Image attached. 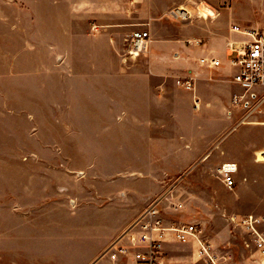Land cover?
<instances>
[{
    "label": "rangeland",
    "instance_id": "374dc122",
    "mask_svg": "<svg viewBox=\"0 0 264 264\" xmlns=\"http://www.w3.org/2000/svg\"><path fill=\"white\" fill-rule=\"evenodd\" d=\"M177 7L190 9L192 19L172 17ZM203 7L215 17L201 16ZM155 21L172 25L181 40L176 76L165 81L177 85L176 77L187 71L184 57L203 76L202 56L211 53L209 47L223 53L226 34L242 38L230 33L232 26L264 34V0H0V264H75L80 258L87 264L88 254L108 237L107 228L120 222L118 209L102 218L91 215L121 197L119 191L102 199L95 190L92 196L102 183L96 168L106 163L108 177L117 180L129 173L125 166L136 172L137 158L147 164L153 158L135 154L152 141V123H122L120 116L141 110L130 103L144 94L134 85L155 82L141 75L149 70L150 49L129 54L133 32ZM193 38L200 42L187 41ZM227 96L222 93L224 100ZM95 110L113 115V122L95 123ZM105 127L111 134L96 138L94 132L100 135ZM96 144L105 154H95ZM183 163L185 170L170 176L161 195L174 192L160 206L168 217L196 219L224 258L222 241L244 232L231 217L248 213L243 209L249 204L234 212L233 193L221 189L217 168L206 171L205 181L196 168L203 167L202 160ZM173 200L187 206L174 211ZM104 218L111 224L102 225ZM242 252L236 259L247 264ZM181 254L187 256L179 264L200 262Z\"/></svg>",
    "mask_w": 264,
    "mask_h": 264
},
{
    "label": "crops",
    "instance_id": "0c3cea01",
    "mask_svg": "<svg viewBox=\"0 0 264 264\" xmlns=\"http://www.w3.org/2000/svg\"><path fill=\"white\" fill-rule=\"evenodd\" d=\"M148 28L151 36L150 67L148 71L140 73L143 78H154L155 82H141L134 85L136 91H144V94L138 95L140 97L130 103L132 106L141 108V110L134 113L126 111V114L120 116V121L127 123L132 119V122L136 120L137 123H152V135L150 136L147 131L149 134L146 136H150L152 141L147 145V149L142 146V150L139 149L135 154L143 157L152 155L153 158L149 160V164L145 162L144 158L143 160L137 158L136 172L130 171L131 167L128 169V166H125L126 172L129 173L125 174L124 177L120 176L117 180L108 177L107 171L111 168L106 163L97 165L96 169L102 171V174L99 175L102 183L94 187L92 196H96L97 193L99 196H104L102 199H109L115 192L120 191L121 197L114 202L111 200L107 210H93L94 213L91 215L102 218V216L106 217L118 209L122 216L119 217V219L121 218L120 222L114 227L108 222V218L101 220L102 225L111 224L107 228L108 237L99 247L93 249L92 253L88 254L90 260L88 259L87 264H101L99 261L101 253L113 240L127 232L151 203L157 199L160 203H166L170 193L172 195L174 191L161 194L170 185L169 182L172 180L170 176L185 170L184 160L193 165L202 160L203 164L205 163L203 167L197 166L196 168L201 169L205 181L207 180L205 173L211 168H217L218 172V169L224 164H235L237 171L234 174L236 180L234 187H228L218 174L221 180V189L233 193L230 200L233 208L240 209L239 204H249V207L243 209V212L248 213H238L235 216L253 214L260 219L264 218V211L262 207H259L260 204H264V159L260 158L261 155L264 156V104L249 114L250 108L236 105L232 101L233 95L241 90L233 81L235 68L229 62L233 49L231 44L239 46L248 36L234 31L232 26L230 33L240 34L242 38L234 39L228 33L229 38L227 37V39L226 35L228 34H226L224 36L225 43L222 46L223 53L209 47L208 50L211 53L202 57H217L222 61V65L212 67L200 62L204 67L203 76H199L195 65L190 64L189 58L184 57L186 59L184 65L187 71L186 74L176 77L177 85H175L165 81L168 78L169 80L172 79V76L175 75V63L183 57L184 49L178 42L181 40L175 37L177 30L172 25L162 21L150 22ZM187 41L199 43L200 39L193 38ZM154 48L157 51H154ZM220 69L222 70L218 71ZM184 76L194 77L191 88L178 83V79ZM224 92L228 93L226 100L222 97ZM92 117H94L95 123L109 124L114 120L113 115L96 110ZM117 118L116 116L115 119L117 120ZM154 125L155 128H153ZM161 133L169 134L168 139L161 136ZM94 134L97 136L96 138L103 139V137L107 138L111 131L105 127L103 133L100 134L101 136L96 131ZM100 141L106 145L105 140ZM150 144L151 146H149ZM98 147L101 148L96 144L95 154L102 153ZM125 153L128 154V150ZM125 161V163L121 162L122 165L128 163L127 159ZM121 168L123 167L121 166ZM178 191L183 192L181 188ZM184 199L187 202H192L191 194H185ZM174 203L183 204L177 210L172 208L174 211H180L184 206H187L182 200H173ZM239 209L234 212H238ZM254 211L259 214L252 213ZM172 217L183 218L185 221H196V219L188 217ZM233 237L235 238H227L222 241V245H224L222 250L226 252L223 264H240L242 259H239L240 261L236 259V252H241V250L243 251L241 256L245 258L243 260L245 263L262 264L263 257L251 246L246 245L247 236L245 232H239ZM239 237L241 243H237ZM202 238L210 242L214 248L215 245L204 235V230ZM199 248L200 244L195 239L186 242L168 240L164 245L166 251L165 264H179L178 260L187 256L182 255L181 252H187L188 256L200 261L198 264H206L198 255ZM245 251L248 252V255ZM75 264H81V258L77 262L75 261Z\"/></svg>",
    "mask_w": 264,
    "mask_h": 264
},
{
    "label": "built area",
    "instance_id": "2783aa9c",
    "mask_svg": "<svg viewBox=\"0 0 264 264\" xmlns=\"http://www.w3.org/2000/svg\"><path fill=\"white\" fill-rule=\"evenodd\" d=\"M171 15L183 21L191 20L193 17L192 11L185 7L172 9ZM233 30L245 34L248 38L239 46L231 44L233 49L229 62L235 68L233 81L241 90L233 95L232 101L236 105L250 108V114L264 104V34L255 29H241L238 25H234ZM150 44V31L137 29L132 34L129 54L135 57L148 52ZM203 63L212 67L222 65V61L214 56L204 57ZM178 83L191 88L194 77H180ZM236 171V165L230 163L220 167L218 174L226 185L232 188L236 184L234 177ZM182 206V203H178L171 207L177 210ZM231 221L243 228L247 236L246 245L251 246L264 260L262 219L249 214L232 216ZM202 234L203 228L200 223L168 217L160 206V201L156 200L144 210L127 232L108 245L101 253L99 261L101 264H165V242L168 240L186 242L195 239L200 244L198 255L206 264H223V256L210 242L202 238Z\"/></svg>",
    "mask_w": 264,
    "mask_h": 264
},
{
    "label": "bare ground",
    "instance_id": "6f19581e",
    "mask_svg": "<svg viewBox=\"0 0 264 264\" xmlns=\"http://www.w3.org/2000/svg\"><path fill=\"white\" fill-rule=\"evenodd\" d=\"M200 14L204 18H209V17H212V16L215 17V13L213 11H211V10H209L207 8H204V7L200 10Z\"/></svg>",
    "mask_w": 264,
    "mask_h": 264
}]
</instances>
